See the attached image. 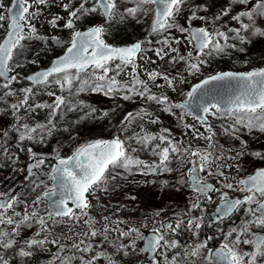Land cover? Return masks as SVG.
Listing matches in <instances>:
<instances>
[{
  "label": "snow or ice",
  "instance_id": "snow-or-ice-1",
  "mask_svg": "<svg viewBox=\"0 0 264 264\" xmlns=\"http://www.w3.org/2000/svg\"><path fill=\"white\" fill-rule=\"evenodd\" d=\"M50 2L54 3L55 0H12V6L6 9L5 5L0 3V9L6 10L9 14L7 18L10 20L6 38L0 43V78H6L2 87L9 89V91L4 93L5 96L14 95V92L10 89V84L17 77L15 75L9 76V73L14 71L10 67V61H12L15 52L23 50L24 45L22 42L35 39L43 40L47 43L51 39L55 44L62 43L55 36L49 38L39 35L36 25L32 22L43 14L39 6L43 5L47 8ZM60 2L63 11L67 13V20L63 24V27L72 30L71 39L64 54L55 59L50 68L27 77L34 85H48L54 79L55 83L60 85L61 90H63L65 85H71L74 77H79L81 73L91 70L95 80L104 82L97 84L92 89L93 91L103 92L108 96L117 92L128 93L121 97L124 100L131 99V94H135L148 102H154L162 106L163 110L170 114H174L175 109H191L196 113V118L204 126L205 131L210 133L208 136H203L200 133L196 135V138H202L209 142V149L215 148L213 142L215 134L212 133L211 126L207 123L206 118L208 115L215 116L219 113L221 116L227 114L229 117L234 118L235 124L232 126L231 131L233 136L240 130V128L236 127L237 125L247 129L249 132L259 131L264 133V68L253 69L252 71L243 73H216L205 78L199 84L194 85L186 93L188 99L183 103L173 104L166 95L157 96L152 94L147 82L138 78L136 59L139 54L146 51L142 47V42H136L124 47L111 46L105 42L104 36L106 30L103 24L93 25L84 31L77 30V22L93 14L101 16L104 23L111 21L119 13L118 0H80L78 6H74L73 0H68L67 3H64L63 0H60ZM132 3L135 6L126 7L123 14H120V19H124L125 16L137 17L141 12L146 13L148 11L145 5H152L154 6L152 9L153 21L149 35H160L170 32L172 29L185 35L188 44L192 48L188 52L187 57L180 55L177 47H172L173 43L179 45L181 43L180 39L173 38L170 41L167 36L163 40L157 41L161 47L155 48L154 52L160 60H164L166 56L169 57V64L184 62L189 75H196L201 72L202 66L207 63L205 57L223 53L229 47L235 48V45L227 43L229 39H238L241 44L246 43V38L240 34L241 31L247 32L250 27L255 25L256 17H264V0H257V3L250 10L232 17L233 20L240 24V28H229V32H235V37H229L219 29L209 31L207 27H191L190 22L194 19L206 21L205 17H198L196 12H192L188 17V27L181 26L177 22V17L183 11L186 0H132ZM239 3H247V0H239ZM221 15L227 16L228 10H224ZM244 18L249 23H243ZM5 19L6 15L0 12V22L5 21ZM61 19H64V17L57 15L47 22L52 28H57L60 26L58 22ZM216 19H220V16H217ZM0 26L3 25L0 24ZM25 29H27V32H25ZM253 34L264 37V31L259 27L253 29ZM221 40L224 41L223 44L220 42ZM147 43L150 45L152 41L149 40ZM147 50L153 51L151 48ZM193 52H195V56ZM172 53H176V55H171ZM139 58L144 59L146 57L139 56ZM115 61H119V63L115 64L116 75H119L120 71L124 68L131 66V86L120 84L114 76H109V72L114 70L112 64ZM31 62L35 63V61ZM152 63H155V61H152ZM17 67H22V65H17ZM147 75L148 79L153 82L157 78L163 79L165 85L173 90H175L174 81L179 79L180 83L185 82L184 79L179 78V75L171 77L168 74L155 70L148 72ZM220 81L236 82L234 94L227 100L226 105L209 103L206 99L207 94L202 91L206 86ZM84 83L87 84L88 81H84ZM156 87H162V85L157 84ZM21 91L24 92L23 99L19 103L11 105L14 116L25 105H28L31 95L34 94L32 87L22 89ZM47 94L55 96L53 92H48ZM64 102L62 96H55L53 104L38 103L35 105V108H51L50 116L55 117L57 110L60 109ZM27 110L33 111L34 109L29 105ZM92 112H95V109H92ZM141 112L143 113V117L150 116V113L144 109H141ZM201 112L204 113L203 116L200 115ZM183 114L179 119H183ZM104 115H107V113H104ZM134 118L132 113H128L121 121V124L126 125V123H130ZM150 122L156 123L157 120L153 119ZM49 125H52V119H49L47 125L36 124L29 126L26 123L18 124L14 130L19 133V142L23 143L25 140L35 141L37 137L42 140V133L44 132L51 134L54 125L52 127H49ZM184 127L192 128L193 126L184 125ZM162 131L168 135H160L159 137L146 135L140 140L141 143L147 144L152 140L159 139L160 144H167L158 153L160 156L159 165H143V162L134 160L128 155L125 142L119 137L111 140H97L78 147L67 158H62L57 154L56 164L48 173V179L53 182L54 187L49 188L44 181H40L39 183L33 181L35 184L33 191H35L36 187H40L41 184H45L46 190L32 202L34 210L31 213H28L26 208L22 219L16 222L12 217H6L7 210L12 209L16 202L15 198L9 197L6 201L0 202V225H14L11 232L0 231V247L4 249L12 248L16 243L14 237L19 235L18 230L22 225H28L29 221L33 218H35V223L39 226V231L35 234L39 237L41 233H48L50 231L49 222L52 224L65 222V217L68 220L78 221L83 216H87V209L91 206L88 197L94 196L98 190L107 191L104 185L107 183L108 175L112 169L122 167L128 170L133 166H143L150 173H157L158 171L171 172L172 169L168 165L171 162V156L176 155L178 158L184 157L189 163L196 164V167L190 168L186 174L188 177L187 182L195 193V202L191 204L185 215L197 209L203 213L205 209L202 207L200 201L205 200L207 203H212L210 193L219 192L220 204L209 220L208 227H211L213 224L218 225L226 217L240 210H243L250 217L242 222L241 227H233L228 232L223 233V242L220 243L218 248L213 249L209 247L208 241L215 239L213 236H209L204 241L197 240L186 247L180 245L175 239L169 240L166 238L165 230L175 235L182 227L194 237H198L204 223L203 215L189 216L187 220L177 219L175 226L168 223L161 224L160 228L154 227L151 239H147L143 247L139 249H137L136 242L137 240H144V236L135 227H129L126 231H123L109 229L108 225H105L102 231H98L93 226L95 222L89 218L84 221L88 225V231L82 235L87 239L102 236L103 240L107 241V233L110 230L118 231L119 239L121 241L129 240V242L114 244L115 253L122 258H127L132 254H148L151 257L149 264H161V260L157 259V256L163 258L164 264H180V252H175L171 258L167 255V252L178 248H182L185 259L188 257L200 258L202 264H264V235L251 231L253 228L264 229V168L257 169L246 178L239 179L235 186L231 182L218 180L220 187L217 188L215 185L207 183V177H223L224 181L229 179L223 171L219 170L221 167L219 164H216L217 170L215 172L212 171V165L221 159V157H214L212 151L192 149L191 145L182 147L181 142H173V140L168 138L171 135L168 129H163ZM227 132L228 130H226ZM8 135L9 131L5 130L3 136L7 138ZM246 149L247 142L241 140V150L237 151L234 157H230L237 161L235 164L237 172L241 170L239 161L245 155ZM3 151L4 154L8 153L7 148H4ZM28 152L30 153V158L33 160V165L29 168L28 172L29 175H33L32 168H39L44 165L45 160L43 158L37 159V154L33 153L30 148ZM250 154L257 159L264 160V152L253 151ZM189 156L196 157V161L187 160ZM148 172L144 174H148ZM202 172L206 173L203 177L200 175ZM164 183L166 184L167 182ZM177 183L181 185L186 183L184 175L180 177ZM222 188L239 191L244 195L242 198L232 199L229 197L228 192L221 191ZM133 199L135 198L133 197ZM42 201L47 202L45 210L47 218L40 216L35 210ZM69 205L72 206L70 207ZM75 209H79L81 215H77ZM15 215H19V213H15ZM157 215H159V212H157ZM105 219L107 218L105 217ZM120 223H123V221ZM221 232H223L222 229ZM45 243L58 245L61 251L66 247L59 244L58 240L48 241L46 236L44 239L29 238L24 241V246L19 249L17 255L21 258L30 257L33 253L29 249L37 246L42 249ZM242 244L251 245L252 251L241 250L240 246ZM82 245L83 247H81ZM72 248L82 253L93 251V245L87 244L85 239L79 240L78 243L74 242ZM57 258L59 257L57 256ZM101 259H104L106 264H125L123 259H113L112 255L103 253L93 255L87 261H85L84 256H81L80 264H96ZM0 264H9V261L0 256ZM61 264H71V258L65 257ZM192 264H196V261L193 260Z\"/></svg>",
  "mask_w": 264,
  "mask_h": 264
},
{
  "label": "trees",
  "instance_id": "trees-1",
  "mask_svg": "<svg viewBox=\"0 0 264 264\" xmlns=\"http://www.w3.org/2000/svg\"><path fill=\"white\" fill-rule=\"evenodd\" d=\"M73 3L79 4L80 0H73ZM256 3L257 0H247V3L244 4L239 3V0H186V5L190 7L189 10L196 12V15L206 17L220 16V19L216 23L219 24V29L229 37H235V32H229V28H240V24L233 20L232 17L250 10ZM250 5L251 7L249 8ZM134 6L129 3L120 5L118 17L116 15L109 23L103 24L106 30L104 36L106 43L122 44L136 40L135 33L144 26L141 17L139 19L131 16L125 17L122 19L123 22L120 27H116L120 23L116 21V18H120L121 9L123 13L126 7ZM226 9L228 10V15H221ZM152 13L151 9L150 17H152ZM139 15L142 16L143 14ZM89 18L90 20L85 21L82 28L77 30H85L96 23H100L101 20V16L98 14H93ZM229 22H233L237 28H227ZM243 23H249V21L244 18ZM255 27H259L264 31V17H256L255 25L250 27L247 32L241 31L240 34L246 38V43L241 44L238 39H229L227 43L235 45V48L229 47L223 53L205 57L208 59L207 61H214V65L212 67L210 65L208 76L223 71L247 72L252 69L264 68L262 60L264 59V37L253 34ZM176 31L172 29L170 32L176 33ZM149 32V28L147 27L146 33L149 34ZM53 36L62 43L55 44L51 39L47 43L43 40H27L22 42L24 45L23 50L14 53L10 64L18 54H20L22 60V67H19V71L15 69L11 72L12 75L17 77L10 84V89L14 92V95H4L9 89L3 88L4 82L0 80V199L9 196L15 198L16 202L13 208L15 209V213H19V215L12 213L8 217H12L16 222H19L23 217L22 214L20 215L22 213L21 208L24 205L28 207V203L32 200L34 201L37 196L42 195L46 190L44 185L42 188L36 187L35 191H33L35 187L33 181L36 179V175L43 177L42 174L46 173L47 183L45 184L51 188L48 173L55 163V157L52 154L58 151L60 144L74 142L77 144L74 149L75 151L78 146L81 147L97 140H111L119 137L125 142L126 151L129 156L134 160L143 162V165L149 166L159 165L160 156L158 153L167 144H160L159 139L152 140L147 144L141 143L140 140L144 136L159 137L160 135H168L162 131L163 129H168L171 133L168 136L169 139L173 140V142L179 141L182 147H187V143L184 141L186 132L183 119L181 120L179 117L184 113L183 117L191 118L188 114L179 109H175L174 114H170L164 111L162 106L154 102H148L135 94H131V99L124 100L121 97L128 93L117 92L108 96L103 92L93 91L92 89L97 84L104 82L95 80L91 70L81 73L79 77H74L70 86L65 85L66 89L62 93L65 102L57 110L55 117L50 116L51 108H35V105L38 103L49 104L44 101V92L54 82V79L48 85L33 86L27 81L26 76L33 71L47 67L55 57L59 56L68 46L71 32L61 29ZM45 37L50 38L52 36ZM220 42L224 43L223 40ZM155 44V46H152L153 49L160 45L157 42ZM142 45L144 49L148 48L146 42H142ZM42 48L47 50L46 59L43 63L34 67L31 61L32 59L34 60V57ZM246 60H250V62ZM258 60L262 61L257 65H253ZM116 63L119 62L115 61L113 64ZM246 64L249 65L245 67ZM167 66H170L171 72H186L184 62L167 64ZM164 67L165 64L161 67L162 73H164ZM109 76H114L120 84L131 86L132 80L121 81L113 71L109 72ZM84 81H88V83L85 84ZM29 87L33 88L34 94L31 95L28 105H25L14 116L11 105L19 103L24 97V92L21 90ZM187 91L183 92L182 99L185 98ZM29 105L32 106L33 111L27 110ZM92 109H95V112H92ZM141 109L150 113V116L143 117ZM104 113H107V115H104ZM128 113H132L135 118L130 123L122 125L121 121ZM49 119H52V125H49V127L54 125L51 134L44 132L42 133V140L37 137L35 141L25 140L23 143L19 142V133L14 130L18 124L26 123L29 126L36 124L47 125ZM153 119L157 120V122L151 123L150 121ZM234 124L235 119L229 117L227 114L221 116L217 113L215 116H209L208 125L211 126L212 133L215 134L213 137L215 148L210 149V151L213 152L214 157L220 156L221 160L231 162L235 160L230 157H234L236 152L241 150V140L247 142L245 155L239 161L241 170L237 172L238 179H241L252 174L255 170L264 167V160L257 159L250 154L253 151L264 152V133L259 131L249 132L247 129L237 125L236 127L240 128V130L233 136L231 131ZM5 130L9 131L7 138L3 136ZM226 130H228L227 133ZM4 148L8 149L7 154H4ZM29 148L33 153L46 154V157L44 165L39 168H33V175H30L26 180V167L30 160ZM187 160H191L190 156L187 157ZM235 162L237 163V161ZM190 166L191 163L187 162L184 157L178 158L176 155H172L171 162L168 165L172 169L171 172L158 171L157 173H150L143 166H133L128 170L122 167L112 169L108 175L107 183L104 185L107 191L98 190L94 196L88 197L91 205L87 209L88 215H95L100 211H103L105 215H110L113 211L118 210L120 217L123 219L139 222L146 220L150 216H157L162 224L173 223L177 219L182 218L187 220L191 216L189 214H192V216L195 213L201 215L200 210L197 209L189 213V216H181V213L185 214L192 204L190 199L191 191L188 187L186 175ZM146 172L148 174H144ZM182 175H184L186 181L184 185L177 183ZM135 180L137 183L133 187H129V184ZM164 182L167 183L165 184ZM35 210L40 216L47 218L46 207L43 201ZM75 212L77 214L80 210H75ZM157 212H159V215H157ZM249 218L243 210L238 211L235 217L233 216L230 220L231 223L228 226V231L233 227H241L242 222ZM67 220V217H65L64 221ZM13 227L14 225H0V231L11 232ZM49 228L50 231L48 233H41L37 237L35 234L39 231V226L35 223V218H33L29 221L28 225H22L18 230L19 235L14 237L16 243L12 248L4 249L0 247V256L8 260L9 264H29L30 257L21 258L17 255L19 249L24 246V241L29 238L42 239L45 236L47 237L48 234H57L65 238L64 233L68 232V225L65 222L58 224L49 222ZM72 229L82 230L78 225H73ZM200 230L205 235V232L203 233V226ZM251 231L264 233V229L259 228H253ZM202 234L199 233V241H204ZM140 241L142 242L143 240ZM240 248L243 251H252L251 245L242 244ZM36 250V247L29 249L33 253L32 256H35ZM126 260L128 261L129 257Z\"/></svg>",
  "mask_w": 264,
  "mask_h": 264
},
{
  "label": "rangeland",
  "instance_id": "rangeland-1",
  "mask_svg": "<svg viewBox=\"0 0 264 264\" xmlns=\"http://www.w3.org/2000/svg\"><path fill=\"white\" fill-rule=\"evenodd\" d=\"M64 3H67L68 0H63ZM0 3H3L5 5V9L7 7L10 6L11 0H0ZM253 3V2H251ZM79 4L74 3V6H78ZM187 6V7H186ZM42 11L43 14L38 18V19H34L32 22L36 25L37 29H38V33L41 36H53L55 34H57L59 32V30L61 29H66L63 27V24L66 22L67 20V13L63 11L62 5L60 0H55L54 3L50 2L49 7L45 8L43 5L39 6ZM251 7V5L249 6V8ZM189 6L185 5L183 6V11L181 12V14L177 17V22L184 27H188L189 26V22H188V17L192 14L193 11L189 10ZM5 9H0V12H3L6 15V19L3 22H0V24H2L3 26H0V42L2 41L5 33H6V26L8 23V19H7V12ZM62 16L64 17V19H61L58 23H59V27L57 28H52L49 24H48V20H50L51 18H53L54 16ZM198 17H205V20H201V19H194L192 20L191 26H196V27H207L209 31H214L215 29H219L220 26L216 19V16L214 17H206V16H200L197 15ZM90 20L89 17H85L84 19H82L81 21H78L76 24V28H82V26L84 25L85 21ZM228 27H233V28H237L236 25L233 22H229L227 24V28ZM69 32H72V30L70 29H66ZM221 30V29H219ZM25 32H27V29H25ZM168 37L169 40L171 41L173 38L176 39H180L181 43L179 45L176 44H172V47H177L179 49L180 55H183L185 57H187V54L189 51L192 50L191 45L188 44L187 39L185 38V35H182L181 33H179L178 31H176V33L174 32H165L162 35L156 37L154 40H163L165 37ZM161 47V45L157 46L156 48ZM148 48H146L145 53L142 55L146 58L144 59H137L136 61V65H137V69H136V73L137 76L140 80L145 81L148 83L151 91L153 94L155 95H166L168 97V99L171 102H178L183 100L182 96H183V92L188 90V88L194 84L195 82L199 81L200 79L208 76V72L210 71V65L211 67L214 65V61H207V63L205 65L202 66L201 72L197 73L196 75H189L186 72L181 73V72H171L170 66H167L168 63V59L169 57H165L164 60H160L153 51H148ZM46 53L47 50L42 48L34 57V60L32 59V61H35V63L31 62L34 67L40 65L41 63H43L45 61V57H46ZM176 53H172L171 55H175ZM193 55L195 56V52H193ZM206 60H208L207 58H205ZM263 63H264V59ZM262 60H258L256 62L253 63V65H257L258 63H260ZM152 61H155V63H152ZM247 62H250V60H246ZM253 62V61H252ZM246 63V62H245ZM22 64V60L20 58V54L16 55L13 62L10 64V67L15 69H18L19 71V67H17V65H21ZM165 64V67L163 69L164 70V74H168L171 77H177L179 75V78H182L185 80L184 83H180L179 79H177L176 81H174V85H175V90H173L172 88H169L165 85V82L163 81V79L161 78H157V80L155 82L150 81L148 79V72H151L153 70L157 71V72H161V67ZM249 64H246V66H248ZM113 67V73L116 75V71H115V64L112 65ZM258 69V68H257ZM253 70V69H252ZM23 72V71H21ZM131 72H132V68L131 66L124 68L122 71H120L119 75H116L119 80L121 81H128V80H132L131 77ZM239 72V71H238ZM162 73V72H161ZM162 85V87H156V85ZM66 89V86H64L63 90H61L60 85L56 84L55 81L50 84L49 87H47L45 89V102L49 103L50 105L53 104L54 100H55V96H62L63 91ZM48 92H53L55 93V96H49L47 93ZM148 120V119H146ZM183 124L184 125H192V128H185V138L184 141L187 143V147L189 145H191L192 149L195 150H200V151H204V150H208L210 151V149L208 148V141L202 138H196L197 133L203 134V136H208L210 135L209 132L205 131L204 126L201 125L200 122L195 121L192 117H183ZM209 123V122H207ZM76 143L74 142H68V143H64V144H60L58 146V151L54 152L52 155L55 157V161L57 158V154H59L60 157L62 158H67L69 156H71L74 152V149L76 147ZM79 147V146H78ZM37 154V159H45V155L46 154H40L39 152L36 153ZM192 161H196V157H191ZM216 164H219L220 167V171H223L225 176L229 177V179L227 181L223 180V177H215V176H210L207 177V183L210 184H215L216 187H220V183H218L219 181L222 182H231L235 184L238 182V177H237V170L235 167L236 162L235 161H224V160H217L215 164L212 165V171L215 172L217 170L216 168ZM196 167L195 163H191L190 168ZM33 172V170H32ZM188 173V172H187ZM200 175L203 177L206 175V173H200ZM43 177L36 175V179L34 180L36 183H39L40 180H43L45 183H47L46 180V173L42 174ZM234 178V179H233ZM188 180V179H187ZM136 180L131 182L129 184V187H133L136 184ZM35 185V184H34ZM45 184H41V186L39 188H42ZM188 187H189V183H188ZM37 190V189H36ZM221 191L224 192H228V195L230 198L236 197L240 194H242L239 191H232V190H228V189H221ZM192 194L190 195V199L193 202H195V195L193 192H191ZM43 194V193H42ZM212 196V203H207L206 201H204L202 207L205 209V211L202 213L203 217L209 215L212 213V211L214 210V208L216 207V205L220 202L219 200V196L220 193L219 192H213L212 194H210ZM33 200L28 203V207L26 205V207H22L21 208V212L20 215H24L25 214V210L27 208V212L31 213L34 209L33 205H32ZM44 202V201H43ZM201 202V201H200ZM45 204V202H44ZM254 206V205H253ZM46 207V206H45ZM189 209V208H188ZM188 209L185 213L188 212ZM15 213V209H8L6 212V217H8L10 214ZM103 211L98 212L95 215H87V216H83L81 219L77 220H67L65 221V224L68 225V232L64 233L65 238H63L60 235H55V234H48L47 236V240L51 241V240H58L59 244L65 245L66 247L63 249V251H61L59 249L58 245H53L51 243H45V245L43 246V248L41 249L39 246L36 247L37 250L35 252V256H30V260H29V264H61L62 260L65 257H69L71 258V264H80V257L84 256L85 261H87V259L93 255L96 254H109L112 255L113 259H117V258H121L125 261V264H149L147 262V258L145 254H132L129 256V260L127 261L126 258H122L119 257L114 250L113 245L114 244H118V243H128L129 240H123L121 241L119 239V232L118 231H112L110 230L107 233L108 236V240L104 241L102 236H97L94 239H87L85 238L82 234L84 232L88 231V225H86L84 223L85 220L91 218L95 223H94V228L97 229L98 231H102V229L104 228L105 225H108L109 229H119V230H123L126 231L129 227H135L138 228L140 230V232L143 234L146 232H152V229L155 228H160L162 222L160 221L159 217L157 216H150L149 218H147L146 220L143 221H139V222H134L132 220L129 219H123L120 217L119 215V211L115 210L113 211L112 214L110 215H105L103 214ZM189 214V213H188ZM77 215H81V213H77ZM185 214L181 213V216ZM192 216V214H189ZM187 215V216H189ZM194 215V214H193ZM105 217L107 219H105ZM183 219V218H182ZM121 221H123V223H120ZM176 222H173L171 224H173V226H175ZM73 225H78L82 228V230L78 229H72ZM223 233H226L228 231V226L229 225H223ZM166 231V238L169 240L175 239L179 242L180 245L182 246H187L189 244H193L194 242H196L199 239L198 237H194L190 232H188L185 228H181L175 235H173L171 232ZM201 233V230L199 232ZM209 236H212V234H208L207 237L204 236V234H202V238L204 240H206ZM45 238V237H44ZM42 238V239H44ZM81 239H85L87 244H91L93 245V251L88 252V253H82L77 251L76 249L72 248V244L74 242L78 243L79 240ZM223 242V234H220L219 238H215L213 240L208 241L209 243V247L213 248L216 247L218 245H220V243ZM137 245V249L142 247V242L140 240H137L136 242ZM83 247V245L81 246ZM175 252H180V257H179V261L180 264H192V261L195 260L196 264H202V260L200 258H194V257H188L187 259L184 258V254H183V250L182 248H178L172 251L167 252V255L169 258H171ZM57 256L59 258H57ZM128 258V257H127ZM157 259L161 260V264H164L163 262V258L160 256H157ZM96 264H106V261L104 259L98 260L96 262Z\"/></svg>",
  "mask_w": 264,
  "mask_h": 264
},
{
  "label": "water",
  "instance_id": "water-1",
  "mask_svg": "<svg viewBox=\"0 0 264 264\" xmlns=\"http://www.w3.org/2000/svg\"><path fill=\"white\" fill-rule=\"evenodd\" d=\"M10 6H12V0H11V3H10ZM9 6V7H10ZM154 7V6H153ZM8 13H7V17H8ZM8 19V18H7ZM152 21H153V19H152ZM152 21H151V24H152ZM104 22V21H103ZM9 23H10V20L8 19V23H7V26H6V29H8V25H9ZM150 29H151V25H150ZM87 30V29H86ZM84 31V30H83ZM6 35H7V31H6V34H5V36L3 37V39H2V41L0 42V43H2L3 41H4V39L6 38ZM132 45V44H131ZM128 46H130V45H128ZM120 47H124V46H120ZM66 50V49H65ZM65 50L63 51V53L61 54V55H59V56H62L63 54H64V52H65ZM59 56H57V57H55L51 62H50V64H48V66L47 67H45V68H42V69H39V70H36V71H34V72H32V73H30V74H28L27 76H26V79H27V77H31V76H33L35 73H37V72H41V71H43V70H46V69H48V68H50L51 67V65H52V62L55 60V59H57ZM250 71H252V70H250ZM223 72H233V73H240V72H235V71H223ZM248 72V71H247ZM220 73V72H219ZM214 75V74H213ZM9 76H12V73H9ZM211 76V75H210ZM207 77H209V76H207ZM207 77H205V78H207ZM205 78H203V79H201V80H199L198 82H196V83H194L193 85H191L190 86V88H189V90L188 91H190L191 90V88L194 86V85H196V84H199L201 81H203ZM5 79L6 78H0V80H2L3 82H5ZM27 81L30 83V84H32L33 86H41V85H34L29 79H27ZM235 81H220V82H214V83H212V84H210V85H208V86H206L205 87V89H203L202 91H204L207 95H206V99H207V101L209 102V103H218V104H222V105H226V102H227V100L234 94V91H235ZM186 99H188V97L186 96V98H185V100ZM185 100H183V101H179V102H177L176 104H179V103H183ZM185 113H187L188 115H190L192 118H194L196 121H199L197 118H196V113L195 112H193L191 109H186V110H183ZM200 115L201 116H203L204 115V113H200ZM207 122H208V116H207ZM55 164H56V162H55ZM55 164H54V166H55ZM32 165H33V160L30 158V160H29V162H28V165H27V167H26V180L29 178V172H28V170H29V168L30 167H32ZM264 168V167H263ZM32 170H33V168H32ZM254 173V172H253ZM252 173V174H253ZM247 177V176H246ZM246 177H244V178H246ZM188 179V178H187ZM50 185H51V187H54V185H53V182L51 181L50 182ZM189 188H190V190H191V186H190V184H189ZM211 194V193H210ZM244 195V194H243ZM9 197H11V196H9ZM9 197H6V198H2V199H0V202H4V201H6ZM235 198H237V197H235ZM235 198H232V199H235ZM242 198V197H241ZM45 202V206L47 207V202L46 201H44ZM220 204V203H219ZM218 204V205H219ZM217 205V206H218ZM70 207L72 206V205H69ZM216 210H217V207L215 208V212H216ZM230 217V216H229ZM229 217H226L224 220H226V219H228ZM259 234H261V235H264V234H262V233H259ZM151 237H152V232H146V233H144V240H143V242H142V247H143V245H144V243H145V241L147 240V239H151ZM218 248V247H217ZM146 257H147V261L149 262L150 261V259H151V257L148 255V254H146Z\"/></svg>",
  "mask_w": 264,
  "mask_h": 264
},
{
  "label": "flooded vegetation",
  "instance_id": "flooded-vegetation-1",
  "mask_svg": "<svg viewBox=\"0 0 264 264\" xmlns=\"http://www.w3.org/2000/svg\"><path fill=\"white\" fill-rule=\"evenodd\" d=\"M118 3H119V7H120V5H123V4H125V3H129V4H131V5H134V3H132V0H118ZM125 8V7H124ZM145 8L146 9H148V11L146 12V13H144V12H141L140 14H143L142 16H140V15H138L136 18L137 19H139V17H141L142 18V21H143V24H144V26H143V28L142 29H138V31L135 33V39L136 40H132V41H130V42H127V43H122V44H119V43H117V44H109V45H111V46H115V47H120V46H128V45H131V44H134V43H136V42H146V46L148 47V49L149 48H151V49H153L152 48V46H155L156 44H155V42H157V40H154L156 37H158V36H160V35H162V34H160V35H149L148 33H146V28L148 27L149 28V31H150V25H151V21H152V19H153V13H152V17H150V14H151V9H153V6L152 5H145ZM120 14H123L122 13V9H121V11H120ZM117 17H118V15H117ZM125 17H128V16H125ZM116 21H118V22H120V23H118L117 24V26L116 27H120V25L122 24V19H120V18H116ZM110 22V21H109ZM108 22V23H109ZM100 23L101 24H105L104 22H103V19H102V17H101V20H100ZM100 23H96V24H94V25H100ZM93 26V25H92ZM111 27H112V25H111ZM191 27H196V26H191ZM148 32V31H147ZM152 41V43L149 45L148 43H147V41ZM142 47H143V45H142ZM142 56L143 54H139V56ZM139 56H138V58L137 59H140L139 58ZM137 59H136V61H137ZM116 62H119V61H116ZM212 185H215V184H212ZM218 188V187H217ZM191 192H193L192 190H191ZM194 193V192H193ZM192 193H190V195H191ZM194 195H195V193H194ZM242 195H243V193L242 194H240V195H238V196H236V197H242ZM234 198V197H233ZM204 201L205 200H201V205H203V203H204ZM201 213V212H200ZM213 213H215V208H214V210L212 211V213L211 214H209V215H207V216H205L204 217V225H203V233L205 232V237H207L208 236V234H212V236L213 237H215V238H219L220 237V234H221V229L223 230V228H224V226L223 225H229L230 223H231V219H232V217L234 216L235 217V214L237 213V212H235V213H233L228 219H226V220H223L222 222H220L218 225L217 224H213L211 227H208V222H209V220L211 219V217H212V215H213ZM201 215H202V213H201ZM193 216H200V214H197V213H195ZM223 227V228H222ZM217 247H219V245L218 246H216V247H213V249L214 248H217Z\"/></svg>",
  "mask_w": 264,
  "mask_h": 264
},
{
  "label": "bare ground",
  "instance_id": "bare-ground-1",
  "mask_svg": "<svg viewBox=\"0 0 264 264\" xmlns=\"http://www.w3.org/2000/svg\"><path fill=\"white\" fill-rule=\"evenodd\" d=\"M188 181V180H187ZM190 189V188H189Z\"/></svg>",
  "mask_w": 264,
  "mask_h": 264
}]
</instances>
